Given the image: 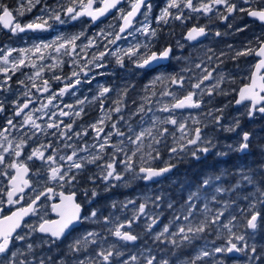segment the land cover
Returning a JSON list of instances; mask_svg holds the SVG:
<instances>
[{
    "label": "snow or ice",
    "instance_id": "snow-or-ice-1",
    "mask_svg": "<svg viewBox=\"0 0 264 264\" xmlns=\"http://www.w3.org/2000/svg\"><path fill=\"white\" fill-rule=\"evenodd\" d=\"M37 7L38 15L27 23L20 22L21 17ZM153 9L152 0H56L55 5H49L47 0H15L14 5L0 0V30H7L13 36L47 32L54 25L84 17L94 24L113 12L118 22L117 31L101 29L82 45L77 41L84 36L83 32L71 36L60 34L51 41L40 39L27 47L0 46V94L15 97L0 98V117H3L0 123V264H171L166 255L158 257L149 249L125 258L122 245L135 243L140 238L132 228L141 220L145 222V233L152 234L154 242L169 246L158 249L161 253L170 251L175 255L184 247L194 246L195 241H206V236L213 233L217 239H223L219 246L212 241L211 247L206 241L180 264H207L210 257L214 258L212 264H226V258L232 254L246 257L245 264H264V245L258 246L256 242L258 232L264 233V159L251 165L243 160L231 165L227 160H217L216 166L197 178L194 190H189L179 209L171 199L165 201L163 191L153 195L151 188L136 198L111 203L112 209L119 206L121 212H127L129 205L132 206V215L124 220L115 213L101 218L99 210L92 207L101 195V185L104 192L130 187L135 181H143L147 187L160 184L180 164L203 163L217 148L216 133L219 132L235 133L239 138L227 144L226 151H216L217 158L229 157L231 153L249 156L257 148L264 157V143L255 146L252 143L255 133L239 131L242 116L250 121L257 115L264 118V33L239 48L228 44L227 51L221 50L219 54L207 47L195 60L191 53L182 54L186 45L181 40L175 45L169 42L154 47L158 30H162L160 26L172 21L181 25L193 18L208 21L187 29L183 40L190 47H195L191 42L200 43V38L209 35L221 37L245 32L249 25L237 24L245 17L264 27V0H164L154 17L156 27H153ZM216 21L227 26L224 32L211 31L210 25ZM137 36L144 39L130 43L127 48L109 47ZM97 37L106 41L103 50L87 57L88 49L100 46ZM177 49L181 50L180 55L176 54ZM80 53L87 57L84 63H80L84 59ZM63 56L72 60L73 71L63 78L53 73L51 80L67 82L58 91H52L51 81L42 74L46 69L59 67ZM108 56L115 58L121 69L130 64L129 71L137 70L133 75L151 74L139 103L132 100L131 111L126 100L129 91L135 89L131 83L117 91L111 107H106L105 101L114 89L104 85L99 86L91 100L77 98L75 105L62 107L54 103L65 94L75 96L74 89L82 82L91 83L87 79L89 66L106 67L103 61ZM241 57L256 58L249 65L244 83L223 68L227 60L238 62ZM45 59L52 63L45 64ZM181 62L184 66L177 68ZM26 67L33 71L22 73L24 78L15 81L18 87L13 91V78ZM81 74L85 77L83 81ZM226 83L240 86L226 89L223 87ZM229 95H233V100L228 104L212 106L215 96ZM41 97L46 102H41ZM91 102H99L101 115L77 131L76 118L84 114L83 105ZM233 103L244 108V112L225 124V110ZM192 109L198 111L184 115L185 110ZM60 117H70L72 122L67 123ZM90 132L92 143L84 139ZM41 135L45 140L36 144ZM36 161L40 167L33 173L31 165ZM221 164L224 166L220 167ZM89 166L96 171H91ZM30 175H46L43 190L32 186ZM26 189L33 195L29 196ZM26 197L30 202L25 206L21 202ZM42 197L48 201L58 197V202L51 203L55 219L48 218L46 208L41 209L38 202ZM240 202L245 206L241 207ZM165 203L172 217L156 232ZM33 216L38 217V223H29L26 219ZM88 225H102V228L98 231ZM109 237L121 243L110 241ZM61 245L64 248L53 254Z\"/></svg>",
    "mask_w": 264,
    "mask_h": 264
},
{
    "label": "flooded vegetation",
    "instance_id": "flooded-vegetation-1",
    "mask_svg": "<svg viewBox=\"0 0 264 264\" xmlns=\"http://www.w3.org/2000/svg\"><path fill=\"white\" fill-rule=\"evenodd\" d=\"M164 0H152V3L154 4V9L152 12V17H153V27H156L154 17L157 15L159 12V8L163 6ZM8 4V3H6ZM124 7H127V4L124 5ZM38 9H34L30 15L35 14V12ZM116 13L113 12L112 15L107 16L106 18L101 19L98 23L92 24L91 21L86 20V18H81L76 21H68V23L64 25H54V28L50 31L47 32H41V35L34 36L32 33L27 32L26 36L23 37V34L21 33L17 36H13L10 32H7V30H0V46L4 44H8L10 47H15V48H21L24 47L25 44L31 45L34 41L37 40H44V41H51L53 38H55L57 35L63 34L64 36H71L73 34H78L80 32L83 33H95L96 27H100V29H106L107 31L113 32L117 31L118 27L115 25L118 24V22L114 19ZM25 18L31 19V17H28V15H25ZM24 17H21L20 20L23 21ZM207 24L208 21L205 18H201L199 20H196L195 18L186 21V25H181L178 21H172L170 22L167 26L161 25L160 28L162 30H158V37L154 41V47H159L161 45L167 44V43H172L175 45L177 40H181L182 43H185V48L182 50V54L184 56H188L190 53L195 60L196 56L202 52L203 50H206L207 47L213 48L217 54L221 50L227 51V48H224L227 44H233L237 48L241 47L244 43H246L249 39V37H252V31L254 28H256L260 33H264V27H262L259 23L253 22L250 18L245 17L243 21H237V24H244L247 23L249 25L248 30H246L243 33H240L245 37V40H242V44L236 45L237 41L234 38V35H227V36H221V37H215L214 35H209L208 37H204L202 40H200V43L197 42H192L191 44L194 45L195 47H190L188 46L189 42L183 40V35L185 34L186 30L192 26L193 24ZM113 24L114 27L109 28L108 25ZM226 25H221L219 21H216L215 23H212L210 25V29L212 32L216 30H220L221 32H224L226 30ZM260 27V28H259ZM171 33V34H170ZM261 33V34H262ZM210 38H215L219 40H210ZM144 38L142 36H137L135 38L133 37H128L127 39L117 41L116 45L109 46L111 49H115L116 47L120 48H127L130 43H136L138 40L142 41ZM106 43L103 39H100V46L98 48L94 47L91 49L87 50V53L90 54L88 57L91 56V54L96 53L98 51L103 50V44ZM77 44H81V41H77ZM176 54L180 55L181 50L177 49ZM15 55V54H14ZM47 55V54H46ZM53 56H55V53H52ZM61 59V58H60ZM255 57H241L238 62H233L231 60H227L225 65L223 66L224 71L231 73L233 76L237 78L238 81L241 83L247 82L243 78L246 77L249 72L248 68L249 65L255 63ZM45 64H51L52 60L50 59H45L44 61ZM103 63L106 65V67L103 68H95L93 66H89L91 68V71L89 72V76L87 79L91 80V83H85L82 82L80 85H78L74 91L76 93L75 96L71 94H65L63 98H59L54 103L58 106H62L64 104H76L77 98L83 99L84 97H88L89 100H91V97L96 95L99 86L104 85L113 88L114 90L109 94V98L105 101L106 107H111L112 106V101L116 99L117 97V91L125 85L124 81L128 79V76L130 78L129 83L135 85V89L129 91L128 96L126 97L127 103L130 107L132 105V100L136 99L137 102L139 103V97L142 95L143 92V87L144 84L148 82V80L151 78V74L145 76V75H133L132 72H135L137 70L132 69V71H129L131 69V65L128 64L126 68L121 69L118 65L115 63V58L113 57H106ZM237 63L239 64V68L237 67ZM173 65H176L175 61H172ZM247 65V66H246ZM183 62H181L179 65H177V68L182 67ZM32 69L31 67H26L21 70V72H18L16 76L13 78V81L11 82L13 91L16 90L18 87L15 83L16 80L18 79H23L24 76L22 73H28L31 74ZM55 73L56 75H60L62 78L67 77L65 71L61 70V64L59 67L49 71L45 70V72L42 74L45 79H49L51 81L52 85V91H58L59 88L64 86V83L67 81H55L51 80V77ZM103 73V74H101ZM94 77V78H93ZM85 77L83 74H81V80L83 81ZM240 84H235L232 85L231 88L236 87L238 88ZM226 89L227 86H223ZM35 91V90H33ZM73 91L70 89V92ZM145 94V93H144ZM143 94V95H144ZM3 95H8L9 100L15 98L13 95L10 94H0V98H3ZM234 95V94H233ZM233 95H229L225 98V101H230L233 100ZM219 96H216V99L213 101L212 106L214 107H222L225 105V103L221 102L218 100ZM41 102H46V100L41 97ZM38 106V104H37ZM79 107V106H77ZM84 108V114H82L81 117L76 118V124L74 127L76 128L77 131L80 130L82 126H85L87 124H90L94 122L100 115V106L99 102H91V103H86L83 105ZM134 106L132 105V109ZM130 111V109H128ZM195 109L192 110H185L184 114H187L189 111H194ZM206 110V109H204ZM50 111H58L57 108H50ZM65 111H68V109H65ZM197 111V110H196ZM244 112V108L239 107L232 104V106L228 107L225 110V120L224 123L228 124L231 122L232 117L237 116L239 113ZM232 116V117H231ZM46 119V118H45ZM61 119V117L59 118ZM139 118L137 117L136 120ZM241 126L239 131H252L255 133V136L253 137L252 143L255 146L258 143H264V118H261L259 115H257L255 120H249L246 116H242L241 118ZM64 120L67 123L72 122V118L70 117H64ZM3 122V117H0V123ZM136 121H133L135 123ZM209 132H215L214 129H209ZM93 134L90 132L88 137H85L84 139L87 140L88 143H92L91 136ZM218 136V146L216 149H214L213 153H211L208 157L207 160L204 161L203 163L200 162H195V161H190L186 162L183 164L178 165V167L168 175L167 179H163L160 184H151L149 186H145V182L143 181H135L131 184L130 187H124L122 186L121 188H113L110 191H116L123 193H130L133 192L134 195H136V191L141 190H146L148 191V188H151L152 194L156 195L159 194L161 191L165 194V201L171 199L172 201L175 202V207L178 209L180 205L183 203L184 198H186L189 190H194L195 188V181L199 176L202 174L206 173L211 167L216 166V161L219 159H224L228 161V164H235V163H240L241 160H243L244 163L246 164H253L256 160L259 159H264V157H261L259 155V150L258 148L254 150L253 155L249 156H244V154L241 153H231L229 157L225 158H217L215 156L216 151H226L225 143L228 142L229 144L234 143L239 137L235 133H225V132H219L216 133ZM41 141L45 140L44 136H40ZM114 139H116L114 137ZM39 139H37L36 144H39L41 142ZM222 142V143H221ZM167 158V157H165ZM220 167H223L224 165L221 164L219 165ZM40 167V162L36 161L34 164L31 165L32 172L35 173L36 169ZM90 170H94L95 168L93 166H89ZM181 168V169H179ZM127 178V177H126ZM46 179L45 176H37V175H30V183H32V186L36 188L38 191L43 190L45 187L44 185V180ZM177 180V181H176ZM172 182V183H171ZM176 183V184H175ZM166 188V189H165ZM100 190H103V186L101 185ZM29 193V196H32L33 193L30 190H26ZM60 191L59 188H57V192ZM184 191V192H183ZM173 192V194H172ZM168 196V198H167ZM171 196V197H170ZM30 200L28 197L25 198L24 201L21 203L23 205H26ZM52 202H58V197H55L53 201H48L45 200L43 197L41 198V201L38 202L41 205V209L46 208L48 211V218H55V214L51 212V203ZM97 202V201H96ZM102 202H104L102 200ZM177 203V204H176ZM179 203V204H178ZM179 205V206H178ZM95 206L94 203L92 207ZM97 206V204H96ZM7 207V206H5ZM163 209V216L161 217V220L157 226H155V231L158 232L157 230L162 228L164 224H167L169 220L172 217V211L168 210L166 207V203L162 205ZM169 211V212H168ZM7 214V212H5ZM43 214V211L41 210V215ZM37 217H27L26 219L28 220L29 223H38L39 220ZM168 218V219H167ZM37 220V221H36ZM145 223V222H144ZM144 223L143 225L137 224L134 225L132 228V231L136 234H140V238L133 243V245H137L139 247V251H144L145 249L151 250V253L154 255L156 254V243L153 240L152 234H145L144 231ZM93 225H88L87 227H92ZM139 232V233H138ZM142 232V233H141ZM39 235V234H37ZM142 235V236H141ZM145 236H149V246H144V238ZM114 238V237H113ZM115 239V238H114ZM121 243V242H120ZM152 243V244H151ZM65 244H67V241H65ZM205 242L204 240H199L197 241V245L195 247V250H197L200 246L204 245ZM209 247L211 246L210 244L208 245ZM216 246H219L217 244ZM64 248V245H61L60 249H55L53 254H56L57 252H60ZM147 254V253H145ZM233 258V262H239L240 258H242V254H238ZM176 264H180V259L177 260Z\"/></svg>",
    "mask_w": 264,
    "mask_h": 264
},
{
    "label": "rangeland",
    "instance_id": "rangeland-1",
    "mask_svg": "<svg viewBox=\"0 0 264 264\" xmlns=\"http://www.w3.org/2000/svg\"><path fill=\"white\" fill-rule=\"evenodd\" d=\"M14 2H15V0L12 2V5H14ZM47 3L49 4V5H55V3H56V0H47ZM37 11L35 12V14H33V15H30V13H28V14H26V15H28V17H31V19L29 20V18H25V16H24V19H23V21L22 20H20V22L21 23H27V22H29V21H31L36 15H38L39 14V7H37ZM159 13V12H158ZM157 13V14H158ZM140 19H143L142 17L140 18ZM101 29H100V27H96V29H95V33H97V32H99ZM250 31H252V37H249V39H252L254 36H255V31H253V30H250ZM114 32V31H113ZM30 33H32V35H34V36H37V35H41V32H30ZM95 33H88V34H86V33H84V36H82L81 37V39H80V41H81V45L82 44H86L87 43V39L86 38H88V37H92ZM26 36V34H23V37H25ZM241 36L243 37V35L242 34H236V35H234V38L236 39V41H237V44L236 45H239V44H242L243 42H241L242 40H241ZM97 39L98 40H100V39H102V38H99V37H97ZM210 40H219V39H215V38H210ZM4 45H7V46H9L8 44H4ZM4 45H1V46H4ZM228 45V44H227ZM28 46V44H25L24 45V47H27ZM224 48H226V46H224ZM77 52H79V49H77ZM90 54H88L87 53V57L89 56ZM80 56L82 57V58H84V59H81L80 60V63H84V60L87 58V57H85V54L84 53H80ZM61 60L63 61V63L61 64V70H63V71H65V73H66V75L67 76H70L71 75V72L73 71V67H72V60L68 57V56H63V57H61ZM37 63H40L39 61H37ZM247 66V65H246ZM32 71H33V69H32ZM129 81H130V78H129V76H128V79L127 80H125L124 81V83L125 84H127V83H129ZM223 86H227V88H231L232 87V85H229V84H225V85H223ZM144 93H142V95H143ZM225 98L226 97H224V96H219V98H218V100L219 101H221V102H223V103H225V104H228V102L229 101H225ZM139 99V98H138ZM216 99V96L213 98V100H212V103H214L213 101ZM63 106V105H62ZM61 106V107H62ZM129 109H130V111L132 110V105H130V107H129ZM198 111V110H197ZM196 110H194V111H191L193 114H195L196 112H197ZM242 113V112H241ZM184 115H188V113L187 114H184ZM61 119H63L64 120V117H61ZM40 141H41V138L39 137L38 138ZM222 143V142H221ZM218 144H219V142H218ZM227 144H229L228 142H226L224 145L226 146ZM33 146H35V144L33 145ZM218 146V145H217ZM92 171H96V169H94V170H92ZM122 187V186H121ZM121 187H118V188H121ZM101 191V194H102V197L100 198V200H98V204H99V202H102V200L104 201V202H102V204L104 205L102 208L101 207H96V206H93L94 208H97L98 210H99V212H100V214H101V218H102V216H105V215H109L110 213H115V215L116 216H118V217H120V219L121 220H124V219H126L127 217H130L131 215H132V206L131 205H129V208H128V211L127 212H121L120 211V208H119V206L116 208V209H112L111 208V203L113 202V201H117V202H123V201H125V200H127V199H132V198H136L137 196H141L143 193H145L146 191H147V189L146 190H139V191H136V195H134L133 194V192H130V193H128V195L127 196H123L122 198H118L117 196H119L118 195V193L116 192V191H108V192H104L103 190H100ZM125 191H123V193H124ZM121 195V194H120ZM97 202L95 201L94 202V204H96ZM138 203H139V201H138ZM138 203H137V206H138ZM245 206V205H244ZM38 218V217H37ZM36 218V219H37ZM37 221V220H36ZM143 223H144V221L143 220H141L140 222H139V224L140 225H143ZM96 226V227H95ZM92 227H95L98 231L99 230H101V228H102V225H93ZM161 229V228H160ZM160 229H158L157 231H160ZM258 236H260V238L261 239H263V244H264V233H259L258 232V234H257ZM109 240L110 241H113V242H117V243H120L119 241H115V239L113 238V237H109ZM208 242V244H210L211 245V242L210 241H207ZM215 242V241H214ZM218 243L217 242H215V245H217ZM122 247H123V250L125 251V253H126V255H125V258H127V255L128 254H133V253H135V254H139V247L137 246V245H131V246H129V245H126V246H123L122 245ZM211 247V246H210ZM245 260H246V257H242V258H240V260H239V263L240 264H245Z\"/></svg>",
    "mask_w": 264,
    "mask_h": 264
},
{
    "label": "trees",
    "instance_id": "trees-1",
    "mask_svg": "<svg viewBox=\"0 0 264 264\" xmlns=\"http://www.w3.org/2000/svg\"><path fill=\"white\" fill-rule=\"evenodd\" d=\"M13 1L14 0H4L5 3H8L10 5H12V2ZM253 31H255V33H256L255 36H259L262 33V31L260 33L256 28H254ZM241 40H245V37H242L241 36ZM120 194L122 195V193H118L119 196H117V197H120ZM172 194H173V192H172ZM125 195L127 196L128 193H125ZM101 197H102V194L96 200H100ZM225 198H227V197H225ZM94 205L96 206V204H94ZM240 206L241 207H244V203L243 202H240ZM96 207H103L102 202H99V204H97ZM143 241H144L145 246L148 247L149 246V236H145V238H144ZM206 241H210V242L215 241L219 245H221L223 243V239H217L216 236H215V233H213L211 235H207L206 236ZM256 242H257L258 246L264 245L262 243L263 242V239H261L260 236H258V235H257ZM196 245H197V241L194 242V246L184 247V248L178 250L175 253V255H173V253L170 252V251H165L164 253H161L158 250V249H167L169 247L167 244H159V242H157L155 248H156V254H157L158 257H160L161 255H166L170 259L171 264H174V263L176 264V262H177L176 260L180 259V261H183V260L187 259L189 256L193 255L194 252H195ZM129 246H131V245H129ZM242 257H243V255H242ZM218 258L219 257H216V259H218ZM213 259L214 258H212V257L207 258V264H212V260ZM233 261L234 260H233L232 257L231 258H226V264H234ZM235 264H240V263L239 262H235Z\"/></svg>",
    "mask_w": 264,
    "mask_h": 264
},
{
    "label": "bare ground",
    "instance_id": "bare-ground-1",
    "mask_svg": "<svg viewBox=\"0 0 264 264\" xmlns=\"http://www.w3.org/2000/svg\"><path fill=\"white\" fill-rule=\"evenodd\" d=\"M232 117V116H231ZM256 145V144H255ZM179 169H181V168H179ZM177 181V180H176ZM172 183V182H171ZM176 184V183H175ZM166 189V188H165ZM184 192V191H183ZM171 197V196H170ZM167 198H168V196H167ZM177 204V203H176ZM179 204V203H178ZM104 206V205H103ZM179 206V205H178ZM177 207V206H176ZM102 208V207H101ZM169 212V211H168ZM168 219V218H167ZM168 223V222H167ZM96 227V226H95ZM139 233V232H138ZM142 233V232H141ZM146 234V233H145ZM140 235V234H139ZM147 235V234H146ZM142 236V235H141ZM144 242V241H143ZM135 244V243H134ZM152 244V243H151ZM145 246V245H144ZM177 261V260H176ZM175 264V263H174Z\"/></svg>",
    "mask_w": 264,
    "mask_h": 264
},
{
    "label": "water",
    "instance_id": "water-1",
    "mask_svg": "<svg viewBox=\"0 0 264 264\" xmlns=\"http://www.w3.org/2000/svg\"><path fill=\"white\" fill-rule=\"evenodd\" d=\"M86 18H87V17H86ZM104 18H106V17H104ZM87 19H88V18H87ZM101 19H103V18H101ZM101 19H100V20H101ZM100 20H99V21H100ZM97 22H98V21H97ZM97 22H96V23H97ZM92 24H93V23H92ZM94 24H95V23H94ZM186 32H187V31H186ZM186 32H185V33H186ZM203 38H204V37L200 38V40L203 39ZM193 42H195V41H193ZM191 43H192V42H191ZM232 255L235 256V255H237V254H232Z\"/></svg>",
    "mask_w": 264,
    "mask_h": 264
}]
</instances>
